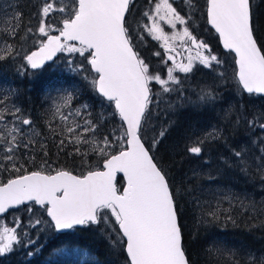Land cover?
<instances>
[{
	"label": "snow or ice",
	"instance_id": "snow-or-ice-1",
	"mask_svg": "<svg viewBox=\"0 0 264 264\" xmlns=\"http://www.w3.org/2000/svg\"><path fill=\"white\" fill-rule=\"evenodd\" d=\"M187 3L190 9L195 8L192 0ZM206 3L208 24L219 35L224 49L235 54V77L240 86L248 94H264V44L258 43L252 0H206ZM132 4L133 0H70L57 6L56 0H45L38 25L35 30L27 27V35L20 34L23 14L17 12L11 18L6 37L12 40L43 37L37 41L36 50L22 55L23 69H42L57 53H67L70 57L78 54L95 73L90 83L102 98L101 103L106 100L113 106L111 116H118L122 123L118 129L101 135L105 122L103 113L93 119L88 104L71 109L73 93L59 96L52 115L63 121V127L57 132L51 122L48 124L51 132L62 137L58 147L63 150L66 144H71L75 155L84 158L92 152L102 163L98 161L99 166L74 174L68 168H51L44 160L40 168L29 171L25 164L19 163L17 152L23 149L27 154L30 148L37 146L44 150L45 145L25 136V126H32L33 119L20 107L8 108L7 97L0 98V105H5L0 108V151L4 153L0 156V171L17 173L6 182H0V214L31 202L49 218L29 219L31 228L46 224L55 232H61L76 226L105 224L112 226V231L120 236L127 264H192L184 244L176 193L153 154L167 129H162L147 146L142 129L151 117L154 95H160L153 93V84H158L162 93H170L176 91L171 85L180 84L175 73H191L196 63L211 68L223 62L212 53L208 43L190 30L191 16L181 15L171 0H156L154 8L143 13L150 23L142 24L136 33L130 30L127 20ZM54 13L63 14L59 25L49 22ZM161 23L171 29H176L178 24L184 27L169 36ZM144 32L162 42L166 56L162 62H171L166 78L152 69L137 49L135 41L143 40ZM176 39L181 42L180 49L170 43ZM5 43L0 61L14 58V54L21 55L14 43L7 39ZM153 55L160 57L161 53L157 51ZM68 64L71 70H85L83 64L73 66L72 59ZM207 98L215 97L210 93L200 97L201 100ZM63 108L69 111L65 113ZM74 117H80L83 123ZM248 123L254 125L256 121ZM259 127L264 130V123ZM39 135L41 133L33 132V136ZM208 136L216 139L214 133ZM204 143V139H197L186 151L199 156ZM81 145H88L89 149L82 151ZM43 155H48L46 150ZM242 155L241 151L235 152L236 157ZM118 173L125 181L120 187L117 186ZM26 211L32 214L35 209L29 206ZM209 215L218 219L215 211ZM22 223L16 218L13 227L0 224V256L11 253L14 246L22 242L18 232ZM34 243L28 240V244ZM230 260L231 264H241L235 253ZM244 264H264V257L249 253Z\"/></svg>",
	"mask_w": 264,
	"mask_h": 264
},
{
	"label": "trees",
	"instance_id": "trees-1",
	"mask_svg": "<svg viewBox=\"0 0 264 264\" xmlns=\"http://www.w3.org/2000/svg\"><path fill=\"white\" fill-rule=\"evenodd\" d=\"M152 1L156 0H145V3ZM41 2L42 0H0V54L6 47V39L7 42L14 43L16 50L21 53L20 56H15L14 54V58L0 61L1 85L13 95L15 106L20 107L24 114L30 116L34 124H37L45 133L43 135L47 137L49 144L52 141L51 136H56L49 130V122L52 123V127L57 132L63 127V121L52 115L55 111L54 92L58 88H63L66 93H73L72 110L77 107L80 108L83 104H88L93 119L101 113L104 114L105 122L104 127L100 129L101 135L106 134L112 128L118 129L122 122L118 116L115 118L111 116L113 106H109L106 100L103 103L108 106H99L102 98L99 97L92 86L87 84L85 76L75 75V71L71 70L68 64V60L72 59L74 61L73 66L82 63L90 71V67L84 59L81 62H76L73 56L70 57L67 53H61L54 63L47 65L41 70L30 68L25 70L21 67L24 64L22 55L37 48V41L43 39V37L31 36L25 40H12L10 37H6V29L15 13L20 12L23 14L20 34L27 35L25 29L29 26L35 30L39 23ZM192 2L195 5L194 9L189 8L187 0H181L185 17L191 16L188 26L193 24L194 21H202V24L199 22V27L193 31L194 35L197 38L202 35L206 37V33L209 30L215 34L207 22L206 0H192ZM145 3L143 2L144 9L138 14L143 15L146 11ZM252 4L258 42L264 44V0H252ZM195 18L199 21H196ZM52 20L53 23L59 25L57 18H52ZM208 43L212 44V42ZM213 48L216 52L223 54V63L220 65L213 64L211 68L203 65L195 66L193 71L187 76H192L196 72L199 73L195 75L193 80L188 79L189 86L173 87L176 91L162 93L160 87L157 84H153V93L160 94L159 97L155 95L153 97V104L157 105L158 109L153 111L152 105H150L151 117L146 121L142 129V137L146 144L150 143L162 129H167L165 136L153 154L159 165L166 171L170 185L176 193V199L180 207V223L184 235V244L192 264H231L228 259L223 257L220 259L222 252L220 250L217 251V249H219L220 245L225 246L227 244L229 246L227 249L233 250L240 255H247L249 253H242L239 250L238 245L241 240H244L248 247L256 248L255 251L250 253H264L263 163L261 162L259 167L251 166L242 157L238 160L235 152L240 150L239 143L228 138L227 135L225 137L222 136L219 129H215V132L222 136L221 143H219V148L222 151L206 154L207 148L204 143V150L199 156L187 152L186 149L191 147L197 138L189 139L182 145L175 144L180 149L176 156H172L169 149L166 148L168 143L175 142L172 140V135L184 128L187 118H198L196 127H199L206 122L208 123L212 118H217L219 114L223 116L217 108L224 105L227 93L230 92V86L226 77L224 74L221 75L220 71L236 68L235 56L231 52H225L219 42L213 43ZM157 51L161 53L160 57L153 55L155 51L152 50L151 45L147 52L149 60H153L154 63L164 57L163 48L160 47ZM7 72L12 74L11 78H6ZM158 72L162 76H166V74H162V70ZM91 73L95 77V73ZM177 76L179 78L183 77L178 74ZM233 87L241 92L234 98L238 103L237 111H244V114L236 117V120L239 119L241 122V117L243 116L245 124L250 125L248 122L252 120H255L257 125L264 123V115H257L256 112H250L247 108L251 98H257L255 103L258 102L260 106L264 107V97L244 94L236 78ZM206 93H210L215 98L200 100V97ZM157 99L158 103L156 102ZM68 111L69 109L65 108V113ZM75 119L81 124L83 123L80 117ZM213 122L223 123L225 127L229 125L221 121ZM231 131V129H228L226 133L230 134ZM209 133H213V131L209 130L203 135L208 136ZM61 138L59 137V139ZM217 140L219 141V139ZM242 145H246V143L244 142ZM35 148L37 158L30 161L33 168H30L27 158L23 156L22 164H25L29 171L40 168L46 158L58 159L67 157L70 167L60 166L71 169L76 174L86 172L90 166H99L98 161H101V158L92 152H89L87 157L79 158L71 154L73 149L69 152L53 153L49 146L46 149L49 155L44 156L43 151L38 146ZM88 149V147H83V151ZM216 149L214 148V151ZM208 154H214V157L215 154L218 155V166L212 163L208 167L203 168V164L212 159L206 158ZM188 158L200 163L202 167L198 172L200 174L196 172L187 173L190 169L184 168V163ZM68 159H64V161H68ZM203 160L206 161L202 163ZM179 167H182L185 171L180 170ZM15 175L17 173H14ZM124 182V179L120 176L119 187ZM213 187L217 189L216 193L212 194V190L209 192L204 190L212 189ZM202 190L205 192H202ZM220 195H223L222 200H211V198H216ZM213 203H219V206H211ZM27 207L24 206L5 216L10 220L12 227L16 218H20L23 221L21 228L18 229L22 242L15 245L11 253L0 256V264H127L125 249L113 247L103 234L100 225L76 228L65 234H59L48 226L41 229L37 227L31 228L27 225L29 216L21 214ZM212 211L217 212L218 219H214L209 215ZM228 216H231L232 219L229 220ZM43 218L45 220L49 219L45 213H43ZM25 232L27 235H24ZM255 235H259V238L253 243L252 239ZM29 239L35 241V243L28 244ZM215 243L218 248H216ZM201 245L204 247H201ZM205 248L208 250H205ZM83 250H88L90 253L85 261H83L82 257ZM29 252L32 255H29ZM236 258L239 259L238 256Z\"/></svg>",
	"mask_w": 264,
	"mask_h": 264
},
{
	"label": "rangeland",
	"instance_id": "rangeland-1",
	"mask_svg": "<svg viewBox=\"0 0 264 264\" xmlns=\"http://www.w3.org/2000/svg\"><path fill=\"white\" fill-rule=\"evenodd\" d=\"M44 2H45V0H42L41 4L43 5ZM69 2H70V0H56L57 6H60L62 4H67ZM133 2H134V5L132 7V12H131V15L129 18V24L131 26L130 30L133 31L134 33H136L141 29L142 24L150 23V22L142 14L141 15L138 14L141 10L144 9L143 2L145 3V0H134ZM155 2L156 1H152L150 3H145L146 11L153 9ZM171 2H173V6L177 7V10L181 12V15L185 16V13L182 9L183 5L181 3V0H171ZM62 16H63V14H61V13H54L52 15V17L50 18L49 22L53 23L52 18H57L59 21L62 18ZM196 21H199V20L196 19ZM199 22L202 24V21H199ZM199 22L194 21L193 24H189L190 30L192 32L195 30V28L199 27V25H200ZM161 26L164 28L165 33H167L169 36H171L173 34V32L182 31V29L184 27V25L178 24L176 29H171L170 26L163 24V23H161ZM53 34H56V33H53ZM193 34H194V32H193ZM143 35H144L143 40L136 39V41H135L137 49L140 51L141 55L145 58L146 62L150 64V67L152 69H155L156 71L162 70V74H166L167 67L169 66V64H171V62H168V64H164L162 62V59H161L158 62L154 63L153 60H149V54L147 53L148 49L150 48V45H151L152 50L157 52V50L161 47L162 42L153 39V37L148 35L147 32H144ZM203 36L204 35H202L198 39L204 40L206 43L212 42V44L208 43L209 47L212 49V53L215 54L221 61H223L222 60L223 54L221 52H216L213 48V43L219 42V44H220L218 37L211 30H209V32L206 33V37L208 36L207 38L203 37ZM170 43H173L178 49L181 48V42L179 41V39H176L175 41H170ZM73 59L76 62H81L84 58L80 57L78 54H75V55H73ZM163 59H166L165 54H164ZM79 64H82V63H79ZM197 65H200V64L196 63L195 66H197ZM84 69H85L84 71H79V72L75 71L74 73H75V75L81 76V77L87 76L88 77L87 78V84L89 86H92L90 81L92 78H94V76L89 71V69L86 68L85 66H84ZM235 71H236V68H230L226 71H220L222 74H224V76L226 77V79L228 81V84L230 86V88H229L230 92L227 93V99L224 101V105L217 108L218 110H220V112L223 114L224 117L221 114H219L217 118L216 117L212 118L213 121H221V122H224L225 124L228 123L229 124L228 127H225V125L223 123L213 122L212 120H209L208 123L206 122L207 124L205 123L199 127H196V122L198 121V118H193V119L190 117L187 118V122H186L184 128L180 131H176L172 135V140H173V142L174 141L175 142L174 143H168L166 145V148L169 149V152L171 153L172 156H174V155L176 156L180 151V149L175 144L182 145L185 141H187L189 139L193 140L195 138L205 140V145L207 148L206 154L222 151L219 148V146H220L219 143H221L220 140H221L222 136L225 137L227 135L228 138H231L234 141L239 143V146H240L239 151H241L243 153L242 158L244 159V161L246 160L248 162V164H251V166H259L261 162L264 165V159H262V157H264V152H263L264 151V147H263L264 143H262V141H264V138H263L264 131L261 130V128L257 124H254V125L245 124L244 123L245 118L243 116L241 117V122L239 121V119L236 120V117H240L241 114H244V111H242V110L237 111L238 103L234 99L235 97H237L241 93L235 87H233V83H234L235 78H236L235 77ZM197 73H199V72L194 73L192 76H187L190 73H187V74L182 73V72L175 73V75L178 74V75L183 76V77L179 78L180 84L171 85V86L172 87H180V86H186V85L189 86L190 84H189L188 79L193 80ZM11 75L12 74L10 72H7L5 76H6V78H11ZM165 78H166V76H165ZM1 80L2 79L0 78V98L7 97L5 104L8 108H12L13 105H15L13 102V95L11 93H9V91L6 90L1 85ZM241 90H242V88H241ZM242 92H243V90H242ZM65 93L66 92L63 88H58L54 92L55 104L58 102V97L65 94ZM256 99L257 98H251L249 100V103L247 104V108L250 112H256L257 115H259V114L264 115V107L260 106V104H258V102L255 103ZM4 106L5 105H0V108H2ZM99 106H108V105L105 103L102 104L101 102H99ZM77 108H79V107H77ZM155 109H158L157 105L152 104V110L154 111ZM61 110L65 112V108H63ZM75 118L76 117H74V119ZM107 122L109 123V121H107ZM9 126H11V125H9ZM114 129L115 128L110 129L106 134L110 133ZM215 129H219V132L221 133L222 136H220V134L216 133ZM228 129L232 130L230 134L226 133V131ZM209 130L213 131V133L216 135V139H211L209 136L203 135V134L207 133ZM33 132H39V133H41V135L33 136ZM43 134H45V133L38 127L37 124H33L32 126H25V136L31 137V138L35 139L36 141H38L39 143H43L45 145L44 150H46L50 146V148L53 150V153H56V152L64 153V152H69L74 147L71 144H66L64 149L61 150L58 147L60 136H51L52 141L49 144V142L47 141V137H45ZM217 139H219V141ZM244 142L246 143V145H242ZM83 147L89 148L88 145H81L82 151H83ZM214 148H217L216 151H214ZM44 150H42V151H44ZM47 153L49 155L48 151H47ZM3 154L4 153L2 151H0V156H2ZM71 154L75 155L73 153V151L71 152ZM17 156L19 157V163H21V164L23 163V156H25L28 160V164H30V168H33L30 161L33 160L31 157H35V159L37 158L36 148L35 147L30 148L28 150L27 154L25 153V150L21 149L17 152ZM78 157L82 158L80 156H78ZM206 158H209V159L212 158V159L208 160L207 163H204L206 160H203V162H202V163H204L203 168L208 167L212 163H214L216 166L219 165V160L217 159L218 158L217 154H215V157H214V154H208V155H206ZM64 159H68V158L67 157L58 158V159L46 158V160L48 161V165L51 168L61 167L60 165L70 167L69 159H68V161H64ZM237 159L240 160V157H237ZM184 168L190 169V171H187V173L188 172L189 173H191V172L192 173L193 172L198 173L202 167H201L200 163H198V161L188 158L187 161H185V163H184ZM179 169L182 171H185L182 167H179ZM260 170H261V168H260ZM198 174H200V173H198ZM198 174H196V175H198ZM13 176H14L13 172L0 171V182H6V179L12 178ZM204 190L206 192H209L212 190V194L217 192V189L215 187H213L212 189L209 188V189H204ZM205 191L202 190V192H205ZM222 198H223V195H220L216 198H211V200H214V201L219 200V199L222 200ZM30 206L35 209L34 213L30 214L26 211V209H24L21 212V214H25L26 216H29V219H35V218H40V217L43 218L44 212H43V210H41L39 208L38 205L31 204ZM211 206L217 207V206H219V203H213V204H211ZM0 224H5L9 227H12L10 225L11 224L10 220L7 217H1L0 216ZM27 225L29 226V223H27ZM113 226L118 228V225H113ZM45 227H47L46 224H41V225L37 226V228H40V229L45 228ZM100 227L103 230V234L108 238L110 244L113 247L124 249V245L119 242L120 236L118 235L117 232L112 231V226L105 225V224L102 226V224H101ZM257 238H259V235H255L252 239V242L254 243ZM201 247H204V246L201 245ZM238 247H239L240 252H242V253H250L251 251L256 250V248L248 247V245L245 243L244 240H241V243L238 245ZM216 248H218L217 244H216ZM227 248H229V246L227 244H225V246H223V245L219 246V250L222 252V256L220 257V259L223 257L225 259L230 260L231 254L235 253L236 256L239 257V260H241V264H244V262L247 260V257L249 254L240 255V254H237L236 252H234L233 250H230ZM205 250H208V249L205 248ZM88 254L90 255L88 250L82 251L83 261L87 260L86 258L88 257ZM250 254L254 257H264V253H259V254L258 253H250ZM203 258H205V256H203ZM228 262L231 263V260Z\"/></svg>",
	"mask_w": 264,
	"mask_h": 264
},
{
	"label": "water",
	"instance_id": "water-1",
	"mask_svg": "<svg viewBox=\"0 0 264 264\" xmlns=\"http://www.w3.org/2000/svg\"><path fill=\"white\" fill-rule=\"evenodd\" d=\"M129 15V14H128ZM128 15H127V17H128ZM210 26V28L215 32V30L211 27V25H209ZM216 33V32H215ZM217 34V33H216ZM218 35V34H217ZM218 37H219V35H218ZM219 40H220V38H219ZM259 43V42H258ZM220 44H221V46H222V48H223V50L224 51H226V52H229L228 50H226V49H224V47H223V44H222V42H221V40H220ZM36 50V49H35ZM59 54L60 53H57V56L54 58V60L53 61H50V62H47L46 63V65L45 66H47L48 64H51V63H53L56 59H57V57L59 56ZM234 54V53H233ZM234 56H235V54H234ZM36 70H39V69H36ZM246 94H248L246 91H244ZM248 95H252V94H248ZM256 95H259V96H263L264 97V94H256ZM143 138V137H142ZM147 146V145H146ZM75 174V173H74ZM120 176H122V174L121 173H118L117 174V186H118V180H119V177ZM119 187V186H118ZM29 204H32L31 202H29V203H27V204H25V205H20V206H17V207H15V208H12V209H9V211L8 212H6V213H3V214H0V216H5V215H7L8 213H10L12 210H16V209H19L20 207H23V206H26V205H29ZM82 227H84V226H76L75 228H82ZM74 229V228H73ZM72 229H69V230H64V231H61V232H58V233H60V234H64V233H68V232H70Z\"/></svg>",
	"mask_w": 264,
	"mask_h": 264
},
{
	"label": "bare ground",
	"instance_id": "bare-ground-1",
	"mask_svg": "<svg viewBox=\"0 0 264 264\" xmlns=\"http://www.w3.org/2000/svg\"><path fill=\"white\" fill-rule=\"evenodd\" d=\"M20 208H23V207H20ZM20 208H19V209H20ZM19 209H16V210H19Z\"/></svg>",
	"mask_w": 264,
	"mask_h": 264
},
{
	"label": "flooded vegetation",
	"instance_id": "flooded-vegetation-1",
	"mask_svg": "<svg viewBox=\"0 0 264 264\" xmlns=\"http://www.w3.org/2000/svg\"><path fill=\"white\" fill-rule=\"evenodd\" d=\"M35 49H36V48H35ZM35 49H34V50H35Z\"/></svg>",
	"mask_w": 264,
	"mask_h": 264
}]
</instances>
